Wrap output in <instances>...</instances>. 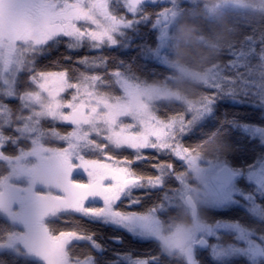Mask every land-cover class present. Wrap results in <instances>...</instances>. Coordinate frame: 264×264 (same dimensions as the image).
Segmentation results:
<instances>
[{
	"label": "snow or ice",
	"instance_id": "snow-or-ice-1",
	"mask_svg": "<svg viewBox=\"0 0 264 264\" xmlns=\"http://www.w3.org/2000/svg\"><path fill=\"white\" fill-rule=\"evenodd\" d=\"M182 3L0 0V71L10 73V78L3 79L6 87L0 96V118L4 120L0 125V163L8 168V174L0 176V212L26 225L24 233L9 234V247L19 241L41 264H72L70 245L74 241L87 240L100 247L93 233L75 229L53 232L44 223L49 215L72 212L120 227L154 245L155 250L140 251L131 264H165L156 250L157 240L170 252L178 250L183 264H200L196 251L209 245L212 257L218 259L244 257L255 262L264 257V239L225 246L207 238L213 229L206 222H198L194 232L178 229L163 237L159 220L173 206L176 193L180 192L181 198L184 195L181 169L193 171L208 187L203 180L208 169L198 163L203 145L189 144L185 138L197 124L215 127L216 99L222 95L239 99L243 93L252 103L264 101V90L251 78L258 74L264 79V32L257 34L254 29L239 47L231 46L226 53L231 59L214 65L217 71L211 77H201L205 91L198 100L187 101L185 109L172 112L161 113L144 102L142 97H151L158 90L142 88L119 68L106 73L115 77L111 82L115 87L109 91V82L100 74L78 72L72 77L69 68H38L35 63L50 50L49 45L63 42L70 50L83 48L103 57L102 63L95 57H79L77 64L107 68L112 57L103 56V50L119 49L120 37L128 32L140 41L137 47L146 61L166 62L162 52L169 37L164 25L181 11ZM28 51L35 55L25 57ZM225 66L235 75L225 72ZM255 68L259 73H254ZM22 70L30 72L32 86L21 90L15 84ZM13 99L26 111L18 114L8 103ZM48 120L67 129L60 133V148L41 143L38 133ZM209 135L228 136L229 132ZM27 137H33L30 150L20 145ZM227 140L226 148L232 151L233 142ZM110 147L132 155H116ZM215 168L226 179L238 174L227 164ZM20 178L28 181L26 186L12 183ZM37 183L56 192H37ZM150 199L152 203H148ZM17 202L20 208L14 209ZM187 202L191 204L190 199ZM91 259L90 255L81 264H89Z\"/></svg>",
	"mask_w": 264,
	"mask_h": 264
},
{
	"label": "trees",
	"instance_id": "trees-1",
	"mask_svg": "<svg viewBox=\"0 0 264 264\" xmlns=\"http://www.w3.org/2000/svg\"><path fill=\"white\" fill-rule=\"evenodd\" d=\"M169 21V39L162 52L166 62L146 61L140 54V48L137 47L140 41L136 39L134 33L128 32L120 41L119 49L105 48L103 50V56L112 57L108 60L107 68L91 65L85 67L77 64L76 60L79 57H95L101 60V63L103 57L83 48L70 50L63 42L49 45L50 50H45L39 55L35 63L38 68H69L72 70L70 72L72 77H76L78 72L82 75L100 74L109 82V91L115 87L111 84L115 77L106 73L119 68L133 80L168 87L179 92L183 98L181 100L159 99L153 102L152 108L158 109L161 113L183 110L186 108V102L198 100L205 88L203 81L183 76L176 66L199 73L217 71L214 65H223L231 59L226 54L231 46L239 47L241 41L252 34L254 29L257 34L264 32V0H183L181 11L173 21ZM33 55L35 53L32 52L27 57ZM118 61L124 63H118ZM224 70L229 75H235L226 66ZM253 71L259 73L260 69L255 68ZM29 75L28 70L20 71L16 81L17 89L22 90L32 86L28 81ZM251 78L257 80L260 90H264V79H261L258 74ZM8 103L17 109L18 114L26 111L21 108L20 102L16 99ZM214 116V128L209 129L204 124H197L186 136V142L202 143L200 158L204 163L220 161L230 165L234 170H242L240 171L242 174L236 178L235 182L244 192L254 195L255 203L260 206L263 216L255 215L242 203L222 207L199 204L197 219L208 223L221 221L239 223L256 237L264 236V192H258L255 184L246 177V171L264 159V101L252 103L243 96V93L239 99L222 95L215 101ZM3 123V118H0V125ZM43 129L38 135L44 146L50 148L63 146L60 133L67 131L63 125L48 120L44 122ZM226 129L229 132L228 136L209 135V133H225ZM227 138L233 142L232 151L226 148ZM31 139L33 137L20 140L24 150L31 149ZM109 151L116 155H132L130 152L117 151L111 147ZM175 163L177 167H180V161L177 160ZM181 171L184 172L190 185L201 186L189 169L183 168ZM7 174L8 168L0 163V176ZM175 187L181 189L180 185ZM152 202L151 199L148 201V203ZM172 205L159 217L163 223L165 235L169 234L175 225L193 223L191 210L181 200L179 192L176 193V199L172 201ZM46 225L53 232L75 229L94 234L93 239L100 247H95L87 240H76L70 245L72 260H84L91 255L93 264H131V259L140 255V251L155 250L154 245L142 242L120 227L100 220L84 219L72 212L49 217L46 219ZM16 227L18 226L15 223L0 213V241L5 240ZM208 239L214 242L238 243L234 232H223L219 238L208 237ZM155 244L165 264H183L178 251H167L161 240H157ZM196 255L200 264H255L244 257L214 258L211 255L210 245L207 248L197 249ZM0 264H41V261L12 251H0Z\"/></svg>",
	"mask_w": 264,
	"mask_h": 264
},
{
	"label": "rangeland",
	"instance_id": "rangeland-1",
	"mask_svg": "<svg viewBox=\"0 0 264 264\" xmlns=\"http://www.w3.org/2000/svg\"><path fill=\"white\" fill-rule=\"evenodd\" d=\"M233 3H238V2H233ZM169 23L170 21L167 23V25H169ZM167 30H168V35H169V26H167ZM125 35L120 37V41H122V38ZM31 53L32 52L30 51L25 52V57H27V55ZM176 67L182 73L183 76L192 77L200 81H203L201 79L203 75L207 74L209 77H211L212 75L216 73V70L208 71L206 73H199V72H195V71H192V70L180 67V66H176ZM4 78H10V73L7 71H0V96L4 94L2 90L6 87V85L3 83ZM129 79L130 81H133V82L136 81L131 78ZM139 84L142 88L158 90L157 93L152 95L151 97H148V96L142 97L144 102L148 103L151 107H152L153 102L159 99H168V100L183 99L179 92L173 91L169 89L168 87L155 85V84H147L143 82H139ZM15 87H16V84H15ZM52 149H56V148H52ZM30 162H34V161L30 160ZM198 163L201 168L208 169L203 177V180L207 184L208 187H206L204 183L199 178H197L196 174L190 170L194 174V177L201 183V186L190 185L187 179L184 178V187L183 189H181L184 192V195L181 198V200L184 203H185L184 199H185L186 194H191V196L196 201L197 205L204 204V205H209L212 207H222V206H226V205H230L234 203H242V204H245L255 215L263 216L260 206L255 203V197L253 194L244 192L242 188H240V186L236 184L235 181L228 187L215 181V177L217 174L215 166L217 164H223V163H221L220 161H208L204 163V161L201 158H199ZM234 171L238 172V176L242 174L238 170H234ZM246 177L249 179V181L255 184L258 192H264V159L261 160L254 167H251L250 169H248L246 171ZM12 183L18 184L20 186H26L28 181L25 178H20V179H13ZM35 190L40 193H44L46 191H50L52 193L56 192V189L45 188V185L40 184V183H37L35 185ZM179 195H180V192H179ZM19 208H20L19 202L14 204V209H19ZM0 213L4 217H6L8 220H10L11 222L15 223L18 226L10 234L12 233L19 234V233H24L26 231V225L24 222L20 220L13 221L11 218L7 216V214L3 212H0ZM51 216H54V215H49L48 217L45 218V221H44L45 224H46V219ZM198 222H205V221L201 219H197L196 221H193V223H190V224L175 225L173 227V230L169 234L165 235L163 233V223L160 220L161 236L167 237L171 235L172 233L176 232L178 229L185 230V231H191L192 228H195V230H197ZM206 223L211 225L213 229L212 233L208 234L207 238L208 237L219 238L223 232H234L235 233V237L238 239V243L236 242L225 243L221 241L220 242L215 241L225 246L237 245V244L245 245L248 239H253V240L264 239V236L256 237L252 232L242 227L239 223H232V222H225V221L216 222V223H208V222ZM186 225H189L190 227H187ZM8 237L9 235L7 236L5 240L0 241V251H12L24 257L36 258L35 256L30 255L27 252L24 245L19 241L15 244V247H9ZM173 251H178V250H173ZM84 260H87V259H84ZM84 260H72V264H81V261H84ZM262 261H264V257H258L253 263L261 264ZM89 264H93L92 260L89 261Z\"/></svg>",
	"mask_w": 264,
	"mask_h": 264
},
{
	"label": "water",
	"instance_id": "water-1",
	"mask_svg": "<svg viewBox=\"0 0 264 264\" xmlns=\"http://www.w3.org/2000/svg\"><path fill=\"white\" fill-rule=\"evenodd\" d=\"M175 19V18H174ZM174 19H170L171 21H173ZM168 25H164L165 28H167ZM228 165V164H227ZM230 168H232L230 165H229ZM233 169V168H232ZM234 170V169H233ZM238 173V172H237ZM238 177V174L237 175H234L232 176L230 179H226L223 175H219L218 173L216 174V177H215V181L218 182V183H221L223 184L224 186L228 187L230 186L234 181L235 179ZM191 200V204H189L187 201L188 200ZM185 204L190 208L191 210V216H192V219L193 221H196L197 218H198V205L196 203V201L194 200V198L191 196V194H186L185 196ZM193 206L195 207L196 209V216L193 215ZM208 246H205L203 248H207Z\"/></svg>",
	"mask_w": 264,
	"mask_h": 264
},
{
	"label": "clouds",
	"instance_id": "clouds-1",
	"mask_svg": "<svg viewBox=\"0 0 264 264\" xmlns=\"http://www.w3.org/2000/svg\"><path fill=\"white\" fill-rule=\"evenodd\" d=\"M209 207H210V206H209ZM186 226H187V227H190L189 225H186ZM191 231H193V232H194V231H195V228H192V229H191ZM166 250H167V251H170V250H169V249H167V248H166ZM171 251H173V250H171Z\"/></svg>",
	"mask_w": 264,
	"mask_h": 264
}]
</instances>
